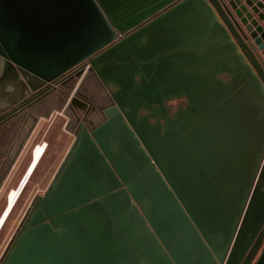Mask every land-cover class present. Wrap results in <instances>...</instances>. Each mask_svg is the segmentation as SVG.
I'll return each mask as SVG.
<instances>
[{
  "label": "water",
  "instance_id": "water-1",
  "mask_svg": "<svg viewBox=\"0 0 264 264\" xmlns=\"http://www.w3.org/2000/svg\"><path fill=\"white\" fill-rule=\"evenodd\" d=\"M104 9L0 0L7 170L83 116L0 264H264V1Z\"/></svg>",
  "mask_w": 264,
  "mask_h": 264
},
{
  "label": "rangeland",
  "instance_id": "rangeland-1",
  "mask_svg": "<svg viewBox=\"0 0 264 264\" xmlns=\"http://www.w3.org/2000/svg\"><path fill=\"white\" fill-rule=\"evenodd\" d=\"M114 21L123 20L127 14L145 8L160 0H99ZM116 17L119 18L116 20ZM128 26H131L128 23ZM68 117L55 112L50 119H41L33 136L24 148L22 155L9 176L0 194V216L6 206L9 192L18 187L32 159L33 149L46 145V152L25 187L18 203L0 233V257L16 232L31 202L37 195H43L55 176L59 166L75 140V134L66 124Z\"/></svg>",
  "mask_w": 264,
  "mask_h": 264
},
{
  "label": "bare ground",
  "instance_id": "bare-ground-1",
  "mask_svg": "<svg viewBox=\"0 0 264 264\" xmlns=\"http://www.w3.org/2000/svg\"><path fill=\"white\" fill-rule=\"evenodd\" d=\"M45 152H46V145H44V144L37 145L33 149L32 159H31V162L29 163L27 170H26V173L23 177V182L18 187L12 189L9 192V194L7 196L6 206H5L3 212L0 216V233H1V231L5 225L6 221L10 217L11 212L13 211L16 204L18 203L21 195L23 194L24 189H26L25 187L29 183L32 175L34 174L36 168L38 167L40 161L42 160Z\"/></svg>",
  "mask_w": 264,
  "mask_h": 264
},
{
  "label": "flooded vegetation",
  "instance_id": "flooded-vegetation-1",
  "mask_svg": "<svg viewBox=\"0 0 264 264\" xmlns=\"http://www.w3.org/2000/svg\"><path fill=\"white\" fill-rule=\"evenodd\" d=\"M54 86V85H53ZM57 86V85H55ZM63 90L65 91V89L63 88ZM75 91H71V94L73 95ZM85 102H87V105L90 106L92 105V103L88 100H85ZM58 113V112H57ZM60 115H65V113H59ZM54 115V114H53ZM73 117L69 118L68 116V120L66 122V124L68 125V127L72 128V130H76L80 127V124H81V121L83 120V116H80L78 113H74L72 115ZM41 121V119L37 122V124L35 125V127L33 128V131L31 132L25 146L27 145V143L30 141L31 137L33 136L37 126L39 125V122ZM24 146V148H25ZM24 148L22 149L20 155L18 156L17 160L15 161V163L13 164L12 168H10L9 170H7V165H8V161H9V158L7 155L3 156L0 158V194L9 178V176L11 175V173L13 172L15 166L17 165L21 155H22V152L24 151ZM28 167V166H27ZM23 182V179L21 181V183Z\"/></svg>",
  "mask_w": 264,
  "mask_h": 264
},
{
  "label": "crops",
  "instance_id": "crops-1",
  "mask_svg": "<svg viewBox=\"0 0 264 264\" xmlns=\"http://www.w3.org/2000/svg\"><path fill=\"white\" fill-rule=\"evenodd\" d=\"M264 1V0H263Z\"/></svg>",
  "mask_w": 264,
  "mask_h": 264
}]
</instances>
